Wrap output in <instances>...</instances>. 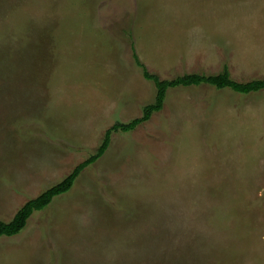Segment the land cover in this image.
<instances>
[{"label":"rangeland","instance_id":"374dc122","mask_svg":"<svg viewBox=\"0 0 264 264\" xmlns=\"http://www.w3.org/2000/svg\"><path fill=\"white\" fill-rule=\"evenodd\" d=\"M160 79L264 78V0H0V220L96 154ZM0 264H264V89L173 87Z\"/></svg>","mask_w":264,"mask_h":264},{"label":"trees","instance_id":"16d2710c","mask_svg":"<svg viewBox=\"0 0 264 264\" xmlns=\"http://www.w3.org/2000/svg\"><path fill=\"white\" fill-rule=\"evenodd\" d=\"M132 59L141 68L142 76L151 81L155 88V95L152 103L144 105L142 114L138 118L132 119L128 124H115L107 129L104 138L97 149L94 156L78 163L66 176L57 183L43 189L37 196L28 199L9 221L0 220V237L13 236L18 234L26 225L27 220L34 211L43 210L47 207L54 197L68 192L79 174L90 164L94 163L100 156L104 154L108 145L109 137L112 130L120 129L121 131H129L135 128L139 123L149 119L153 112L162 108L166 91L173 87H190L198 85H209L216 89L229 88L235 93L251 94L264 89V78L251 79L245 82H238L230 77L229 72L223 69L216 74H184L172 79H160L156 74L147 71L145 65L140 62L133 46Z\"/></svg>","mask_w":264,"mask_h":264},{"label":"crops","instance_id":"0c3cea01","mask_svg":"<svg viewBox=\"0 0 264 264\" xmlns=\"http://www.w3.org/2000/svg\"><path fill=\"white\" fill-rule=\"evenodd\" d=\"M20 208V207H19Z\"/></svg>","mask_w":264,"mask_h":264}]
</instances>
